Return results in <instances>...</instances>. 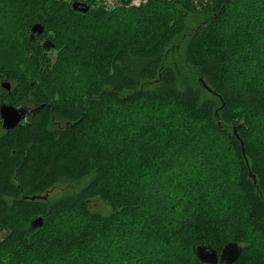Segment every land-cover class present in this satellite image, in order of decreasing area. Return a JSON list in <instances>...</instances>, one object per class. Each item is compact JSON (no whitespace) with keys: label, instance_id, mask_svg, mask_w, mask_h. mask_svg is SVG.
Listing matches in <instances>:
<instances>
[{"label":"trees","instance_id":"trees-1","mask_svg":"<svg viewBox=\"0 0 264 264\" xmlns=\"http://www.w3.org/2000/svg\"><path fill=\"white\" fill-rule=\"evenodd\" d=\"M74 1L0 0V264H264V0Z\"/></svg>","mask_w":264,"mask_h":264},{"label":"water","instance_id":"water-1","mask_svg":"<svg viewBox=\"0 0 264 264\" xmlns=\"http://www.w3.org/2000/svg\"><path fill=\"white\" fill-rule=\"evenodd\" d=\"M73 9L85 13L89 10V5L83 2L74 1L72 3ZM43 25L41 23H35L30 28V38L34 39L35 35H40L43 32ZM44 47H51L50 42L44 43ZM2 87L9 89V83L2 81ZM31 109L23 108L19 105H12L9 103H0V122L2 128L6 131L13 129L14 127L25 123L27 117L31 113ZM33 112V111H32ZM243 151V146H242ZM33 227L41 226L42 219L37 217L32 221ZM242 253V247L236 242L227 243L221 251L218 253L216 249L208 245H198L195 248V254L197 259L202 263L207 264H234Z\"/></svg>","mask_w":264,"mask_h":264},{"label":"rangeland","instance_id":"rangeland-1","mask_svg":"<svg viewBox=\"0 0 264 264\" xmlns=\"http://www.w3.org/2000/svg\"><path fill=\"white\" fill-rule=\"evenodd\" d=\"M76 1L84 2V3L88 4L90 8L91 7H95L97 5H100V6L105 7L108 10H111V9L117 7L116 5H119V0H91V3H89L87 0H76ZM146 1L147 0H130V5L139 6V5L143 4V3H145ZM184 41H185L184 37H181V38L177 39V41L175 42L176 45L173 48L174 53H175L173 55H177V53L180 51V49H182ZM47 53L49 55H51V56L55 55V51H47ZM13 86H14V84H13ZM3 90L7 91V89H5V88H3ZM18 93L21 94L22 98L26 97L25 96V91L23 89H19ZM15 97H17V96L15 95ZM18 101H20V100H18ZM17 105H19V106H21L23 108H26V109L33 108L32 102L28 101V100L22 102L21 104H17ZM2 132H3V129L0 126V135L2 134ZM60 188H62L61 191H58V190L55 189V192L53 194L59 195V194H62L63 192H65V191H67V189H68V187L65 188L64 186H60ZM93 208L94 209H98V210H102L103 211L102 213H104V214L109 211V207L107 205L103 204L102 202H100L99 200L95 202V204L93 205ZM101 251H104V249L102 248ZM64 264H66V263H64Z\"/></svg>","mask_w":264,"mask_h":264},{"label":"flooded vegetation","instance_id":"flooded-vegetation-1","mask_svg":"<svg viewBox=\"0 0 264 264\" xmlns=\"http://www.w3.org/2000/svg\"><path fill=\"white\" fill-rule=\"evenodd\" d=\"M7 81H8V83H9V89H7V91H6V93L7 94H11L12 93V89L14 88V86H13V84H14V81H13V79H6ZM11 89V90H10ZM29 101V100H28ZM0 126L2 127V125H1V122H0Z\"/></svg>","mask_w":264,"mask_h":264}]
</instances>
